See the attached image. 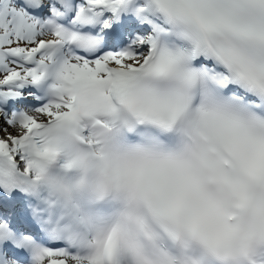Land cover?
Returning a JSON list of instances; mask_svg holds the SVG:
<instances>
[{"label":"snow or ice","instance_id":"6c2138e0","mask_svg":"<svg viewBox=\"0 0 264 264\" xmlns=\"http://www.w3.org/2000/svg\"><path fill=\"white\" fill-rule=\"evenodd\" d=\"M0 191V264H264V0H0Z\"/></svg>","mask_w":264,"mask_h":264}]
</instances>
